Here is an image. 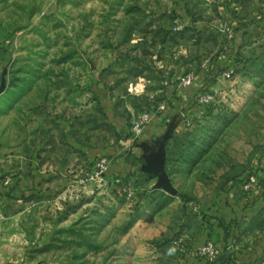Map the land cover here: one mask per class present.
Wrapping results in <instances>:
<instances>
[{
    "label": "rangeland",
    "instance_id": "obj_1",
    "mask_svg": "<svg viewBox=\"0 0 264 264\" xmlns=\"http://www.w3.org/2000/svg\"><path fill=\"white\" fill-rule=\"evenodd\" d=\"M3 75L0 264H191L264 177V0H0Z\"/></svg>",
    "mask_w": 264,
    "mask_h": 264
},
{
    "label": "crops",
    "instance_id": "obj_2",
    "mask_svg": "<svg viewBox=\"0 0 264 264\" xmlns=\"http://www.w3.org/2000/svg\"><path fill=\"white\" fill-rule=\"evenodd\" d=\"M263 193L264 190L256 189L249 193L246 201L243 199L238 203L235 201L227 217L223 220L231 222L226 238L225 231L220 227H214L212 235H209L210 229L204 222L198 233L190 237L193 249L188 250L189 263L208 264L206 260L197 257L196 248L212 239L222 249L221 257L212 264H263L264 230L263 226L258 228L260 218L253 213L264 207ZM256 208L257 210H254ZM249 212L250 214H248Z\"/></svg>",
    "mask_w": 264,
    "mask_h": 264
},
{
    "label": "built area",
    "instance_id": "obj_3",
    "mask_svg": "<svg viewBox=\"0 0 264 264\" xmlns=\"http://www.w3.org/2000/svg\"><path fill=\"white\" fill-rule=\"evenodd\" d=\"M233 70L231 69L230 71H228L226 73V75L228 77H231L232 74H233ZM192 80H193V77H186L184 79V84L185 85H189L192 83ZM150 114L149 113H144L142 116H141V119L139 122H137L133 129L135 131H142L143 130V125L150 121ZM107 159L106 158H103L100 162V166L103 168V169H106L107 168ZM260 176L258 173L252 175L251 177L248 178V181H246V183L244 184V188L249 191V192H252L256 189H259L261 190V188L263 187L262 183L260 182ZM264 190V188H263ZM196 255L197 257H200L206 261H208V263L212 264V263H215L216 261L219 260V258L221 257L222 255V249L221 247L213 240H207L206 242H204L203 244H201L197 250H196ZM264 264V263H263Z\"/></svg>",
    "mask_w": 264,
    "mask_h": 264
},
{
    "label": "water",
    "instance_id": "obj_4",
    "mask_svg": "<svg viewBox=\"0 0 264 264\" xmlns=\"http://www.w3.org/2000/svg\"><path fill=\"white\" fill-rule=\"evenodd\" d=\"M5 86H6V83H5V75H3V77H2V85H1V87H0V93H2V92L4 91ZM144 146H145L146 150H150V149L148 148V144H147V143H145ZM150 152H151V151H150ZM151 153L154 154V155H152V157H151V159H152L151 166H152V168H154L153 165L156 166L157 164H159L161 153H160V152H157V153H155V152H151ZM158 156H159V157H158ZM158 168H159V167H158ZM153 170H154V169H153ZM159 170H160V168H159ZM161 185H162L165 189H167L168 191H170V192L173 193V194H177V192H178V191L172 186V184L170 183V181L167 180V179H163V180H161Z\"/></svg>",
    "mask_w": 264,
    "mask_h": 264
},
{
    "label": "trees",
    "instance_id": "obj_5",
    "mask_svg": "<svg viewBox=\"0 0 264 264\" xmlns=\"http://www.w3.org/2000/svg\"><path fill=\"white\" fill-rule=\"evenodd\" d=\"M259 176H260V179L259 180H260V182L263 185V187L261 188V190H263V188H264V177L262 175H260V174H259ZM205 223L208 225V228L210 229V231H208L209 232V235H212V232H213L214 227H220V228H222L225 231V238H226L227 234H229L228 229L231 226V222H224L218 216L211 217L209 223L207 221ZM233 235H235V234H233ZM206 262L208 263V261H206ZM208 264H210V263H208Z\"/></svg>",
    "mask_w": 264,
    "mask_h": 264
}]
</instances>
